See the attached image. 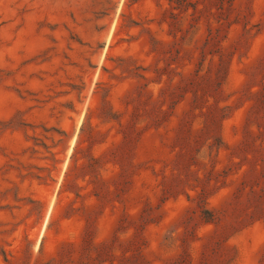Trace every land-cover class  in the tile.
Listing matches in <instances>:
<instances>
[{
    "label": "rangeland",
    "instance_id": "obj_1",
    "mask_svg": "<svg viewBox=\"0 0 264 264\" xmlns=\"http://www.w3.org/2000/svg\"><path fill=\"white\" fill-rule=\"evenodd\" d=\"M0 264H264V0H0Z\"/></svg>",
    "mask_w": 264,
    "mask_h": 264
}]
</instances>
